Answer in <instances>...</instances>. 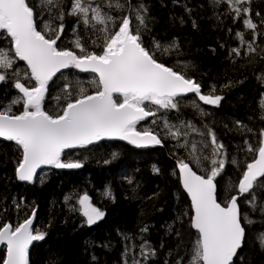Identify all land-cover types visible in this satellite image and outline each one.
<instances>
[{
  "label": "trees",
  "instance_id": "16d2710c",
  "mask_svg": "<svg viewBox=\"0 0 264 264\" xmlns=\"http://www.w3.org/2000/svg\"><path fill=\"white\" fill-rule=\"evenodd\" d=\"M28 2L40 13L38 30H41L40 22L50 23L54 28L63 23L64 31L57 47L74 49L80 54L73 43L79 38L88 51L102 53V33L98 31L101 26L93 28L82 21L78 23L79 17L69 14L73 0H58L59 11L64 13L62 21L55 18L59 14L57 8L41 11L40 0ZM96 3L117 18L114 30H118L119 21L129 14L127 6L109 8L108 0H96ZM120 3L147 7L150 19L146 21L147 31L142 30L145 47L151 49L155 41L164 48L173 43L178 45L162 55L163 49L157 51L158 62L195 79L201 85L202 94L220 95L223 99L219 106H213L200 101L196 95L178 97V110L158 111L157 106L146 102V107L156 115L138 123L137 127L159 134L163 141L161 147L141 150L121 141H103L70 150L64 154L65 162L79 160L83 167L43 169L30 184L17 178L22 148L13 141L0 140V227L5 223L16 227L35 209V231L46 233L44 240L33 245L30 264H177L178 261L188 264L199 234L192 227L193 210L180 182L179 162L194 163L190 151L195 143L202 165L199 163L193 168L207 177L212 167L208 132H214L226 153L219 157L226 163L216 177L218 201L224 204L237 194L246 165L256 158V150L264 139L261 136L264 129V108L261 107L264 0H251L255 30L245 26L243 21L247 17L243 13L236 18L226 0H120ZM133 25H136L134 13ZM249 44L255 51L249 50ZM12 46L8 34L0 30V49H12ZM237 48L239 55L233 52ZM7 71L10 77L13 72H19L26 86L35 85L33 79L23 78L25 72H30L24 63L16 60ZM96 80V76L74 69L60 74L48 85L44 110L52 115L62 114L80 87L92 94L96 90L92 82ZM14 82L9 78L0 83V110L11 105L12 111L19 114L22 103L11 104L19 95ZM165 122L175 126L171 131L179 129L182 135L179 138L169 135ZM189 124L197 131L187 127ZM185 141L187 146L181 147ZM249 144L253 151L248 150ZM151 165L159 172L152 170ZM262 180L258 178V182ZM229 185L231 191L227 190ZM107 191L111 197L105 194ZM85 193L93 205L106 213L95 228L85 223L78 210H71L73 205L79 208L76 202ZM68 196L72 197L70 201L65 199ZM248 200H254L255 206L248 204ZM238 204L242 217L254 223L246 226L245 243L238 253L240 259L235 258L234 264H264L260 239L264 233V189L254 186L252 193L239 197ZM145 227L146 232L142 231ZM144 252L148 255H143ZM5 257V251L1 250L0 260Z\"/></svg>",
  "mask_w": 264,
  "mask_h": 264
},
{
  "label": "snow or ice",
  "instance_id": "6c2138e0",
  "mask_svg": "<svg viewBox=\"0 0 264 264\" xmlns=\"http://www.w3.org/2000/svg\"><path fill=\"white\" fill-rule=\"evenodd\" d=\"M226 3L231 6L236 18H240L241 13L247 17L243 22L248 29L257 28L251 19V0H226ZM244 4L249 6L241 7ZM40 5L41 11L57 8L59 14L55 18L63 20L64 13L59 11L58 0H40ZM126 6L129 14L122 17L118 30H114L117 18L109 15L100 4L94 5L92 0H73L69 14L79 17L78 23L82 21L93 28L101 26L98 31L102 33V53L98 55L88 51L79 38L74 44L80 54L74 49L57 47V41L64 31L63 23L58 28L43 23V28L38 30L37 17L40 13L36 6H30L28 0H0V30L8 34L14 45L11 56L8 51L0 49V83L12 78L14 87L22 96L13 99L11 104L23 105L19 114L12 111L11 105L0 110V138L15 141L22 148V159L16 168L19 180L32 182L42 165L63 169L81 168L83 164L79 160L64 162L61 159L65 149L86 147L104 139L119 138L137 147L161 145L163 141L159 134L148 129L137 131L136 126L140 121L156 115V112L146 107V102L157 106V111L178 110L177 98L192 93L205 104L219 106L222 96L202 94L201 85L195 79L158 62L157 51L163 49L162 55L170 48L178 47L177 44L164 48L159 41H155L151 49L144 46L142 30L147 31L146 21L150 19L147 7L108 0L109 8L124 9ZM133 13L136 25H133ZM239 35L243 41L242 34ZM249 50L255 51L250 44ZM233 52L239 55L240 49H233ZM15 58L27 63L30 72H25L23 78L33 79L34 86L22 83L19 72L9 76L7 70L13 67ZM70 67L98 74V80L92 82L96 90L87 94V89L80 87L78 95L66 103L62 114H49L43 107L49 81L62 69ZM214 91L215 88L212 89ZM261 107L264 108V101ZM164 126L173 138L182 135L179 129L171 131L175 126L167 122ZM187 127L197 131L190 124ZM208 136L212 145V167L207 177L193 170L202 159L197 154L195 143L191 145L190 151L194 163L179 162L182 185L190 195L194 209L192 226L199 234L188 264H234V258L240 259L238 251L245 243L246 226L254 223L242 217L238 199L246 193H252L254 186L264 189V180L258 182V178H264V139L256 150L257 157L246 165V171L237 185V194L222 204L218 202L215 181L226 163L225 159L219 157L226 156V153L223 144L217 142L214 132L209 130ZM261 136L264 137V129L261 130ZM187 144L188 141H185L181 147ZM248 150L253 151L251 144ZM155 171L159 172V169ZM227 190L231 191V185ZM105 194L111 197L110 191ZM65 199L70 201L72 197ZM246 202L255 206L254 200ZM76 203L79 208L73 205L71 210H78L89 226L106 215L105 211L91 203L87 193L80 196ZM34 217L35 209L15 228L10 223L0 227V244H6L7 247V257L0 260V264H29L30 245L34 241L44 240L46 236L44 232L33 230ZM147 230L145 227L142 231ZM260 239L261 247L264 248V233L260 234ZM142 254L148 255L147 252ZM151 254L154 255L155 250Z\"/></svg>",
  "mask_w": 264,
  "mask_h": 264
},
{
  "label": "water",
  "instance_id": "95a60500",
  "mask_svg": "<svg viewBox=\"0 0 264 264\" xmlns=\"http://www.w3.org/2000/svg\"><path fill=\"white\" fill-rule=\"evenodd\" d=\"M12 45H13V43H12ZM13 47H14V45H13ZM19 60V59H18ZM20 62H22V63H24L25 65H26V67L28 68V66H27V63L25 62V61H21V60H19ZM70 69H74V70H76V71H78V72H80V73H84V74H92V75H94V76H96L97 78H98V74H96V73H93V72H90V71H88V72H85V71H82V70H80V69H76V68H74V67H70V68H67V69H62L60 72H58L53 78H52V80L51 81H49V84L54 80V78H56L57 76H59L60 74H63V73H66L67 71H69ZM29 71H30V69H29ZM117 96H118V94H116ZM195 94H192V93H189V94H187V95H184V96H181V97H189V96H194ZM151 117V116H150ZM150 117H147V118H145L144 120H142V121H140V122H144V121H146L147 119H149ZM139 122V123H140ZM0 140H7L6 138H0ZM103 141H121V142H124V143H127V144H129L130 146H132V147H134V148H136V149H141V150H144V149H150V148H155V147H161L162 146V144L161 145H154V146H145V147H137V146H135V145H132V144H130L128 141H125V140H122V139H119V138H114V139H104V140H102V141H100V142H103ZM13 142H15V141H13ZM100 142H97V143H95V144H98V143H100ZM16 143V142H15ZM94 145V144H93ZM90 146H92V145H88V146H86V147H75V148H69V149H65V151H64V153L62 154V157H61V159L65 162V160L63 159V157H64V154L66 153V152H68V151H70V150H76V149H83V148H87V147H90ZM257 155H258V153H257ZM257 157V156H256ZM191 165V164H190ZM56 169V170H65V169H63V168H56L55 166H53V165H42L41 166V168H39V169H37V174H36V177L34 178V180L32 181V182H27V181H21V180H19L20 182H22V183H28V184H30V183H33L35 180H36V178L38 177V175H39V173L43 170V169ZM177 170H178V174H179V178H180V182H181V185H182V178H181V174H180V171H179V165L177 166ZM193 170H194V168H193ZM194 171H196V170H194ZM197 174L198 175H201V174H199L198 172H197ZM18 178V177H17ZM216 182V181H215ZM217 184V183H216ZM182 188H183V185H182ZM184 189V188H183ZM184 191L187 193V191L184 189ZM217 193H218V189H217ZM187 195H188V197H189V199H190V201H191V197H190V195L187 193ZM219 202V201H218ZM192 210H193V216H194V209L192 208ZM241 211V210H240ZM193 218V217H192ZM35 219H36V217H34V219H33V225H34V223H35ZM99 223V221L96 223V224H98ZM96 224H94V225H91L90 227H94ZM33 225H32V227H33ZM193 227V226H192ZM193 229L197 232V230L193 227ZM198 233V232H197ZM34 243V242H33ZM6 246V244H0V250H2L4 247ZM32 246H33V244L32 245H30V247H29V251H30V249L32 248ZM6 252H7V247H6ZM240 252V250L238 251V253ZM6 257H7V255H6ZM235 259V258H234Z\"/></svg>",
  "mask_w": 264,
  "mask_h": 264
},
{
  "label": "bare ground",
  "instance_id": "6f19581e",
  "mask_svg": "<svg viewBox=\"0 0 264 264\" xmlns=\"http://www.w3.org/2000/svg\"><path fill=\"white\" fill-rule=\"evenodd\" d=\"M40 27H41V29L43 28V23L42 22H40ZM53 28H54V26H52ZM76 41V40H75ZM74 41V42H75ZM73 42V43H74ZM75 45V44H74ZM5 141H8V140H5ZM151 167H152V170H155V169H157V167L155 166V165H151ZM173 172H175V170L173 169ZM176 173V172H175ZM101 209V208H100ZM102 210V209H101ZM103 211V210H102ZM104 219V218H103ZM102 219V220H103ZM102 220H100L99 221V223L102 221ZM99 223L98 224H96L94 227H90L89 225V227L90 228H95V227H97L98 225H99ZM35 225H36V219H35V223H34V225H33V230L35 231ZM13 228H15L14 226H13ZM35 242L36 241H34V243H33V245L35 244ZM33 247V246H32ZM32 249V248H31ZM31 249H30V251H31ZM2 250H4L5 251V253H6V255H7V252H6V246L2 249ZM1 251V250H0ZM30 251H29V264H30ZM132 253H133V250H132ZM5 259H6V257H5Z\"/></svg>",
  "mask_w": 264,
  "mask_h": 264
},
{
  "label": "rangeland",
  "instance_id": "374dc122",
  "mask_svg": "<svg viewBox=\"0 0 264 264\" xmlns=\"http://www.w3.org/2000/svg\"><path fill=\"white\" fill-rule=\"evenodd\" d=\"M92 2H93L94 5L96 4V0H92ZM2 49L8 51L10 56L12 55L11 53H12L13 46H12V49H11V48H8V47H4V48H2ZM97 54L99 55L100 53H97ZM16 60H18V58H15V61H16ZM18 61H19V60H18ZM20 96H22V93L19 92V95L17 96V98L20 97ZM2 110H4V109H2ZM147 120H148V119H147ZM136 127H137V126H136ZM146 129H148V128H146ZM144 130H145V129H144ZM148 130H150V129H148ZM137 131H143V130H140V129L137 127ZM151 131H152V130H151ZM200 164L202 165V162H200Z\"/></svg>",
  "mask_w": 264,
  "mask_h": 264
}]
</instances>
